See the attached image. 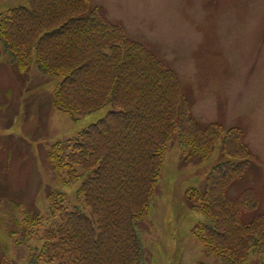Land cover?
<instances>
[{
    "label": "trees",
    "instance_id": "obj_1",
    "mask_svg": "<svg viewBox=\"0 0 264 264\" xmlns=\"http://www.w3.org/2000/svg\"><path fill=\"white\" fill-rule=\"evenodd\" d=\"M26 1L0 13L7 63L19 75L34 62L43 75L61 76L55 111L75 117L115 108L47 150L56 182L76 184L78 205L70 209L55 188L46 194V214L24 210L19 229L8 234L28 249L27 264H146L141 225L174 142L186 159H207L220 142L222 159L203 188L185 191L188 208L201 216L192 238L224 264H246L251 254L264 264L260 196L252 187L229 193L253 161L242 129L199 123L177 73L91 0ZM0 255V264H13Z\"/></svg>",
    "mask_w": 264,
    "mask_h": 264
},
{
    "label": "rangeland",
    "instance_id": "obj_2",
    "mask_svg": "<svg viewBox=\"0 0 264 264\" xmlns=\"http://www.w3.org/2000/svg\"><path fill=\"white\" fill-rule=\"evenodd\" d=\"M91 2L177 73L199 123L242 129L253 161L229 193L254 188L264 212V0ZM27 5L26 0H0V13ZM61 80L43 75L34 62L19 75L0 52V254L13 264H27L28 249L8 234L19 229L24 210L46 214V194L55 188L66 193L70 209L78 205L76 184H58L47 167L50 145L115 109L107 104L75 117L55 111L52 93ZM185 155L176 142L166 152L157 194L141 225L146 264H224L207 256L190 235L201 216L184 197L189 187L202 189L207 171L222 159L220 142L207 159ZM256 258L251 254L246 264Z\"/></svg>",
    "mask_w": 264,
    "mask_h": 264
}]
</instances>
